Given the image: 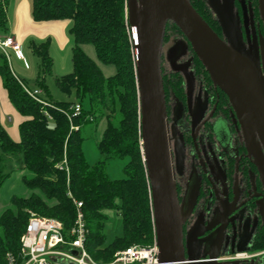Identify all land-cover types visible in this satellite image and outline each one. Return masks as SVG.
Wrapping results in <instances>:
<instances>
[{
  "label": "trees",
  "instance_id": "1",
  "mask_svg": "<svg viewBox=\"0 0 264 264\" xmlns=\"http://www.w3.org/2000/svg\"><path fill=\"white\" fill-rule=\"evenodd\" d=\"M188 1L224 38L221 24L208 1ZM247 1L260 18L259 0ZM9 3L10 0H0V35L9 32ZM32 16L36 22H69V32L74 40L73 72L58 79L57 86L75 100L58 102L50 97L47 77L53 75L54 69L50 39L42 43L31 42L32 54L39 59L37 86L45 93L47 106L28 95L27 84L15 76L7 58L0 55L3 86L23 118L19 125V141L0 126V188L9 179L8 168L14 161L20 160L32 175L23 179L31 195L14 197L12 207L0 217V264H10L8 255L17 258L21 264V237L26 231L30 212L61 221L65 235L69 236L77 219L74 201L83 203L88 228L86 246L90 255L98 263H108L116 252L134 245L148 246L155 239L128 0H32ZM172 35L182 36L187 42L193 55L191 72L198 88L207 94L214 116L224 114L230 118L228 97L214 85L182 31L169 23L164 44ZM87 45L94 47L97 60L85 52ZM100 64L114 66L116 73L105 76ZM162 72L168 106L172 99L186 104L183 73L174 69L167 71L163 65ZM76 105H80L81 114L73 116ZM102 121L106 123L98 143L102 159L90 164L83 149L86 133L89 128L95 130ZM242 152L249 165L258 172L244 145ZM118 159L127 160L126 177L113 180L108 174V164ZM235 167V164L231 166V173ZM109 210L117 211L121 216L123 235L108 244L105 227ZM252 250L264 251V226L258 228Z\"/></svg>",
  "mask_w": 264,
  "mask_h": 264
},
{
  "label": "water",
  "instance_id": "2",
  "mask_svg": "<svg viewBox=\"0 0 264 264\" xmlns=\"http://www.w3.org/2000/svg\"><path fill=\"white\" fill-rule=\"evenodd\" d=\"M207 1L221 24L224 38L208 25L188 0H128L143 155L150 183L155 237L161 264H220L225 225L227 218L230 219L233 214L224 213L222 227L208 259H200L194 251L199 238L197 233L191 238L192 251L187 259L184 222L193 212L197 197L182 214L162 72L163 48L169 23H174L182 31L214 85L229 98L248 156L253 160L264 188V43L263 58L258 45L253 51L247 47L236 15V0ZM259 12L264 26V0H259ZM174 70L182 72L186 79L189 112L194 117L193 131H198L202 115L201 112L193 114L196 88L194 75L188 65L174 62ZM177 143L181 168L185 147L181 140Z\"/></svg>",
  "mask_w": 264,
  "mask_h": 264
},
{
  "label": "flooded vegetation",
  "instance_id": "3",
  "mask_svg": "<svg viewBox=\"0 0 264 264\" xmlns=\"http://www.w3.org/2000/svg\"><path fill=\"white\" fill-rule=\"evenodd\" d=\"M235 9L247 47L253 51L258 45L262 57L264 26L261 17H256L250 1L247 0H236ZM189 69L191 71L190 66ZM174 102L172 99L168 106L169 128L182 214L197 197L193 212L184 222V247L187 259L192 251L191 238L194 233L199 234L194 249L196 255L200 259H208V254L222 227L224 213L227 215L233 213L230 219L227 218L225 225L220 264H250V260L258 262L264 257V251L254 252L252 246L258 228L264 226V188L260 182L259 172L249 165V161L245 159L246 154L241 153L242 145L245 147L244 139L230 100V118L224 114L214 116L207 94L198 88L196 83L193 114L198 115L201 112L202 115L198 131H193L194 117L189 112L188 95L186 104H182L183 109H179L177 113L172 109ZM174 112L180 120L186 122L185 127L182 125L179 127V136L178 130L175 129L173 132V127H170V119H173ZM221 121L227 124L231 135L226 140V132L222 130L221 140L225 142L220 145L216 141V127ZM202 134L205 135V142L202 141ZM177 140H181L185 147V158L181 168ZM215 145H219L217 150ZM220 160L223 164H220ZM212 164L220 167V174L212 171ZM233 164L236 167L231 173L230 168ZM188 170H191L189 177L186 175ZM178 171L184 172L183 177H178ZM254 220L256 228L252 233Z\"/></svg>",
  "mask_w": 264,
  "mask_h": 264
},
{
  "label": "rangeland",
  "instance_id": "4",
  "mask_svg": "<svg viewBox=\"0 0 264 264\" xmlns=\"http://www.w3.org/2000/svg\"><path fill=\"white\" fill-rule=\"evenodd\" d=\"M31 8H32V0H31ZM10 19H11V26H9L10 28L9 30L12 33V24H13L12 13H10ZM69 29H70V25H68L66 28V35L68 38V43L66 44V46L64 48H60L58 43L53 38V45H52L53 48L51 50V54L54 59V69H53V75L47 77V84L50 90L51 98H53L55 101L58 102L75 100L74 96H68L62 93L57 86L58 79L73 72L72 49L74 47V40L69 32ZM36 41L37 43L44 42V40L39 38H36ZM84 49L85 52L92 59L97 60L96 52L92 45H87L84 47ZM9 53L11 59L10 65L13 72L27 84V87H29L31 90H36L37 76L40 72V67H39V59L32 54L31 40L30 41L28 40L23 44V53L31 64V71L23 70L18 65L15 54L12 51H9ZM174 62L177 63L178 65H188L190 67L192 66L193 63V55L191 51L188 50L187 42L184 40L182 36L179 35H172L170 41L164 44V48H163L162 65L164 69H166L167 71L172 70L174 68ZM100 67L103 73L105 74V76L109 77L116 73V68L114 66L100 64ZM8 105L9 106L4 105L3 101L0 99V125L5 126L8 130H10L12 134H14L13 131H14V127L16 126V117H18L19 112L12 103L9 102ZM172 109H174V111L177 113L179 109H183V105L178 101H175L173 103ZM175 112L173 119L172 118L170 119V127L171 128L173 127V129H177L178 130L177 136H179L180 135L179 127H181V125L185 127L186 122L184 120H180L178 116L175 114ZM105 128H106V123L105 121H102L99 123V125L95 130H92L93 127L87 130L86 133L87 139L84 142L83 149H84L85 157L90 164H95L102 159V155L100 154L98 149V143L102 138ZM222 130L223 131L225 130L226 132L225 133L227 138L226 140H228L229 136L231 135V132L228 129L227 124L224 123V121H221V124L217 125L216 127V131H217L216 141H218L220 145L223 144L224 141L221 140L223 137V134H221ZM205 140H206L205 135L202 134V141L205 142ZM217 148H219V145H215L216 150ZM204 149L206 150V148ZM219 158H221V156H219ZM126 163L127 160L118 159V160L110 161V163L108 164V174L110 178L113 180H120L125 178L126 175L124 173V167ZM220 164H223L221 160H220ZM211 169L214 173L220 174L219 166L212 164ZM191 170H188V173L186 172V175H188V177L191 173ZM8 172L10 173V177L0 188V217L7 209H10L12 207V199L14 197H29L31 195V190H29L26 187V185L23 182V179L24 177H31L32 175L25 168L23 163H21L20 160L14 161V163H12L8 168ZM183 173L184 172L178 171V177L179 178L183 177ZM106 214L108 215L109 220L105 227V234L107 237V243L109 244L113 242L116 238L121 237L123 235V224H122L121 216L118 214L117 211L109 210L106 212ZM255 228H256V221L254 220L252 225V233L254 232ZM134 246H140V245H134ZM258 262L259 264H261V262H264V257L261 260H258ZM258 262L254 260H250V264H257Z\"/></svg>",
  "mask_w": 264,
  "mask_h": 264
},
{
  "label": "built area",
  "instance_id": "5",
  "mask_svg": "<svg viewBox=\"0 0 264 264\" xmlns=\"http://www.w3.org/2000/svg\"><path fill=\"white\" fill-rule=\"evenodd\" d=\"M11 50L22 60L25 69L29 70L30 65L24 56L22 45L11 36L0 38V53L9 63ZM25 90L36 102L48 105L41 89L31 90L25 87ZM80 114L81 107L76 105L73 116ZM74 203L77 219L69 236L65 235V226L61 221L30 212L26 231L21 237V264H161L156 237L150 246H131L118 251L111 262H96L86 246L88 228L82 211L83 203ZM8 260L10 264H20L18 259L11 255H8Z\"/></svg>",
  "mask_w": 264,
  "mask_h": 264
},
{
  "label": "crops",
  "instance_id": "6",
  "mask_svg": "<svg viewBox=\"0 0 264 264\" xmlns=\"http://www.w3.org/2000/svg\"><path fill=\"white\" fill-rule=\"evenodd\" d=\"M10 13H12V16H13L12 33L9 30L8 34L6 35L1 34L0 38L11 36L22 45V48H23V44L27 42L28 40L29 41L31 40V42L32 41L37 42L36 38L42 39L44 41H46L47 39H50V43H49L50 54L53 48L52 47L53 38L58 43L60 48H64L66 44L68 43V38L66 35V28L69 25V22H64V21L63 22L61 21L36 22L34 21L33 16H32L31 0H18V1L10 0L9 7H8L9 26H11ZM11 51L15 54L18 65L25 71H31L30 62L27 60L30 65V69L29 70L25 69L22 60L17 57L16 53L13 50ZM1 54L2 53H0V55ZM10 62H11V59H10ZM0 64H2L1 57H0ZM15 76L19 79V77L16 74ZM37 89H41V88L37 86ZM43 94L46 98V95L44 92ZM0 99L3 101L4 105L9 106L8 105L9 102L11 103L8 93L3 86V81L1 77H0ZM22 121H23V118L18 113V117H16V126L14 127V131H13L14 134H12L10 130H8L5 126H3L9 132V134L15 141L20 140L19 125Z\"/></svg>",
  "mask_w": 264,
  "mask_h": 264
}]
</instances>
